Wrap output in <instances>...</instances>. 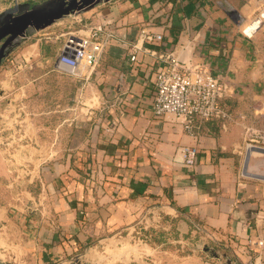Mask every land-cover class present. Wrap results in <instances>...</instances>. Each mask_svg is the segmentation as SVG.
I'll return each instance as SVG.
<instances>
[{"label": "crops", "instance_id": "crops-1", "mask_svg": "<svg viewBox=\"0 0 264 264\" xmlns=\"http://www.w3.org/2000/svg\"><path fill=\"white\" fill-rule=\"evenodd\" d=\"M23 3L38 2L12 0L0 14ZM83 18L110 20L117 35L92 69L100 124L82 148L42 167L30 206L0 208L20 260L0 263L61 264L103 235L160 221L264 264V154L246 162V130L264 122V0H111ZM142 31L163 41L144 43ZM171 52L203 62L225 84L228 119L196 121L188 131L182 119L154 118L157 55ZM182 147L197 150L195 166L181 163Z\"/></svg>", "mask_w": 264, "mask_h": 264}, {"label": "rangeland", "instance_id": "rangeland-1", "mask_svg": "<svg viewBox=\"0 0 264 264\" xmlns=\"http://www.w3.org/2000/svg\"><path fill=\"white\" fill-rule=\"evenodd\" d=\"M11 1L0 0V10ZM90 11L28 31L26 37L3 49L4 41L0 42V208L30 206L28 194L42 191L38 179L42 167L82 148L100 124L103 106L91 86L92 70L83 63L63 60L70 37L88 36L96 26L83 18ZM257 113L264 114V105ZM256 129L264 136V122ZM253 145L264 143L259 139ZM2 221L0 262L18 263L14 239L18 237ZM92 244L97 245L61 264H247L244 253L231 243L198 233L181 234L160 221H144L132 229L103 235Z\"/></svg>", "mask_w": 264, "mask_h": 264}, {"label": "built area", "instance_id": "built-area-1", "mask_svg": "<svg viewBox=\"0 0 264 264\" xmlns=\"http://www.w3.org/2000/svg\"><path fill=\"white\" fill-rule=\"evenodd\" d=\"M89 32L85 37H70L65 47L64 61L73 65L83 63L85 68L92 70L100 62L111 41L117 37L114 24L110 20L93 26ZM24 37L26 35L22 38ZM140 39L144 43L163 41L162 35H153L146 31H142ZM137 57L136 52L131 56V61H137ZM157 59L161 69L155 80L156 93L150 110L154 118L160 119L171 115L182 119L188 131L192 130L196 121L229 118L221 107V101L228 97V88L210 72L206 64L203 62L188 64L176 52L159 54ZM246 134L249 138L248 150H264V146L253 145L254 142L259 143V139L264 143V136L258 135L257 131L250 128L246 130ZM178 153L184 166L193 167L197 164L196 149L182 147ZM259 243L263 246L264 239Z\"/></svg>", "mask_w": 264, "mask_h": 264}, {"label": "water", "instance_id": "water-1", "mask_svg": "<svg viewBox=\"0 0 264 264\" xmlns=\"http://www.w3.org/2000/svg\"><path fill=\"white\" fill-rule=\"evenodd\" d=\"M111 0H45L39 3L16 4L0 14V42L2 49L31 30H41L76 12H87ZM3 53L1 50L0 59ZM264 154V150H260ZM252 154V153H251ZM251 154L248 152L246 162Z\"/></svg>", "mask_w": 264, "mask_h": 264}, {"label": "bare ground", "instance_id": "bare-ground-1", "mask_svg": "<svg viewBox=\"0 0 264 264\" xmlns=\"http://www.w3.org/2000/svg\"><path fill=\"white\" fill-rule=\"evenodd\" d=\"M254 151H256V149H250V150H249V153L251 154V153H253Z\"/></svg>", "mask_w": 264, "mask_h": 264}]
</instances>
